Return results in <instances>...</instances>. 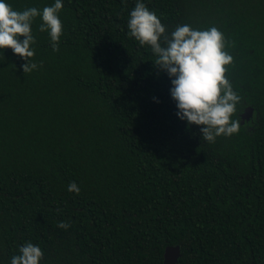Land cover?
I'll list each match as a JSON object with an SVG mask.
<instances>
[{"label":"trees","instance_id":"1","mask_svg":"<svg viewBox=\"0 0 264 264\" xmlns=\"http://www.w3.org/2000/svg\"><path fill=\"white\" fill-rule=\"evenodd\" d=\"M143 2L168 33H224L233 118L250 107L251 121L204 141L176 117L166 70L127 34L135 0H63L58 52L39 17L32 25L37 70L0 51V264L25 242L42 248L40 264H163L173 246L175 264H264V0Z\"/></svg>","mask_w":264,"mask_h":264},{"label":"clouds","instance_id":"2","mask_svg":"<svg viewBox=\"0 0 264 264\" xmlns=\"http://www.w3.org/2000/svg\"><path fill=\"white\" fill-rule=\"evenodd\" d=\"M63 0H54L43 9L27 7L16 11L7 0H0V51L11 49L26 62L24 73L38 69L31 61L35 55L36 36L32 25L40 18V32H47L53 52L59 51L63 34L60 12ZM128 36L141 47L150 48L154 62L166 70L171 87L169 94L175 102L176 117L187 126H200L204 141L215 143L218 137H231L241 128L240 119L233 118L241 97L226 77L234 57L226 51L227 40L217 27L196 29L190 24L177 25L170 33L155 11L143 0H135V7L127 18ZM22 38V39H21ZM67 190L76 194L80 187L71 182ZM67 230L70 225L60 222ZM44 252L39 244L25 242L10 264H40Z\"/></svg>","mask_w":264,"mask_h":264},{"label":"water","instance_id":"3","mask_svg":"<svg viewBox=\"0 0 264 264\" xmlns=\"http://www.w3.org/2000/svg\"><path fill=\"white\" fill-rule=\"evenodd\" d=\"M253 115V109L250 107L245 108L240 113V119L245 122H250ZM179 257V248L177 246L167 247L164 252L163 264H175Z\"/></svg>","mask_w":264,"mask_h":264}]
</instances>
